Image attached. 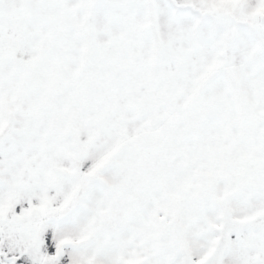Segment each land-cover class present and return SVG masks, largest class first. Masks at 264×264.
<instances>
[{
    "label": "snow or ice",
    "instance_id": "obj_1",
    "mask_svg": "<svg viewBox=\"0 0 264 264\" xmlns=\"http://www.w3.org/2000/svg\"><path fill=\"white\" fill-rule=\"evenodd\" d=\"M0 264H264V0H0Z\"/></svg>",
    "mask_w": 264,
    "mask_h": 264
}]
</instances>
